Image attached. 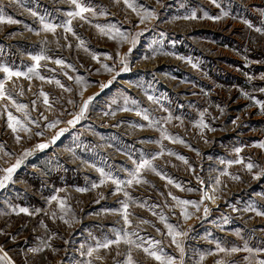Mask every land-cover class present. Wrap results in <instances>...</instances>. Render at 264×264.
I'll return each mask as SVG.
<instances>
[{
    "label": "rangeland",
    "instance_id": "rangeland-1",
    "mask_svg": "<svg viewBox=\"0 0 264 264\" xmlns=\"http://www.w3.org/2000/svg\"><path fill=\"white\" fill-rule=\"evenodd\" d=\"M82 2L91 5L95 15L85 13L86 20L73 19V35L62 27H57L55 34L41 27V17L51 24L65 22L66 12L74 7L68 0H0V16L16 21L0 23V66L28 73L34 63L31 57L41 49L49 57L38 69L44 80L31 73L28 79L6 80L0 73L6 93L27 105L29 120L41 125L36 128L25 120L24 112L0 100V169L14 164L25 149L50 140L60 128L68 129L55 144L25 158L13 181L0 189V231L5 233L0 235V247L13 264H125L129 252L134 264H158L143 251L153 246L178 264H254L264 259V215L245 211L250 206L264 211V174L253 178L264 169V149L253 146L264 142V110L242 95L246 92L264 102V93L259 91L264 88V35L254 30L264 28V0H217L220 7L212 0H138L157 16L143 24L123 0ZM192 13L196 19H183ZM205 13L222 18H205ZM109 24L128 33L129 39L136 33L142 35L129 55L131 71L121 73L101 90L100 85L114 74L105 72L101 64L111 67L115 63L119 71V56L130 47L119 38L102 35L96 27ZM81 40L84 44L78 47ZM93 54L99 62L92 59ZM56 59H62L67 67L53 63ZM76 77L87 81L86 90L76 83ZM56 80L71 91L57 86ZM41 91L48 95L51 108L44 104ZM97 93L86 117L75 127L67 125L72 119L69 113L78 112L83 100ZM125 101L131 110H122ZM5 107L31 131L13 134L7 127ZM201 112L214 131L205 129L201 135V130L193 127ZM169 115L171 121L165 122ZM55 119L62 121L55 129L44 127ZM159 127L184 143L162 139ZM37 131L44 135L36 136ZM16 135L21 137L19 142ZM237 147L246 163L250 159L258 165L251 173L242 165L227 164L236 159ZM161 151L163 155L152 161L161 175L143 170L141 179L146 182L124 189L130 199L123 192L113 195L115 185L110 181L92 187L100 182L97 169L126 179L125 169L132 168L129 156L151 159ZM225 169L230 175L220 176ZM217 176L219 185H215ZM168 179L181 188L169 184ZM214 186L215 203L205 200L200 211L189 205L191 218L185 220L172 196L198 202L202 191L212 195ZM53 195L65 201L63 211L56 201L48 203ZM120 201L129 205L130 225L124 224ZM205 206L209 208L207 216L203 214ZM20 208L31 214L19 213ZM165 224L187 232L179 238L183 256L171 243ZM124 230L136 233L131 238L142 247L121 242L87 255L89 248L115 239L116 233ZM217 243L227 249L247 247L252 251L220 253Z\"/></svg>",
    "mask_w": 264,
    "mask_h": 264
},
{
    "label": "snow or ice",
    "instance_id": "snow-or-ice-1",
    "mask_svg": "<svg viewBox=\"0 0 264 264\" xmlns=\"http://www.w3.org/2000/svg\"><path fill=\"white\" fill-rule=\"evenodd\" d=\"M68 2L71 5H73L74 7H73V10L66 12V16L68 17V19L62 25H56V24L48 23V22L44 21V19L41 17V27H42V30L44 32L55 34L57 27H62L64 32L73 33V35H75V33L73 32V28H72L73 19L79 17L81 20H86L87 18L84 15L85 13H92V15H95V9L91 5H86L85 3H83L82 0H68ZM123 3L126 6V8L130 9L133 13L136 14V16L139 18L140 24H143L146 21L155 20L157 18L154 10H149L144 5L138 3V0H123ZM212 3L215 4L217 7H220V4L217 3V0H212ZM101 14H104L103 10L101 11ZM262 14H264V13H262ZM32 15L35 16L36 13H32ZM204 15H205V18H209V19H221L222 18L221 16L209 17L207 13H205ZM223 15H227V13H223ZM196 18H197V16L195 13H192L190 16L183 17V19H186V20H191V19H196ZM0 23L11 24V23H16V21L13 20L11 17L5 19L3 16H0ZM245 23H247V22H245ZM248 26L252 27L251 24H249ZM96 27L99 29V31L102 35L107 36L109 39L119 38L120 41H124V42H127L130 44V47L128 49V53H126L123 56H119V59L117 61V63H119V65H120L119 71H116L115 63L111 67L107 64H101V67L104 69L105 72L114 73L112 75L111 79L107 83L100 85L101 90H103L104 88H107L109 85H111L112 82L121 73L131 71V67L129 64V55L132 52L135 45L137 44V37L139 35H142V32L136 33L135 35H133L131 37V39H129V34L121 31L120 28H118L116 25L109 24V25L104 26V27H102L100 25H96ZM254 30L256 32L264 35V28H255ZM36 34L39 35V33H36ZM160 35L164 36V33L161 32ZM83 44H84V41L81 40L78 47L83 46ZM85 50L87 51V49H85ZM178 58L183 59L182 57H178ZM31 59L33 60L34 63L28 69V73H23L20 71H13L12 69H10L9 67H6V66H0V73L5 74L6 80H11L13 77H21V76H24L26 79H28V78H30L28 75L29 73L36 75L37 78L40 80H44L45 77L39 74L38 69L41 67V61L48 60L49 57L45 54V51L43 49H41L40 53L32 56ZM92 59L97 60V62H99L97 56L94 54L92 55ZM105 59H112V57L106 56ZM145 59H147V57H145ZM52 62L58 66L67 67V65L64 64V61L62 59H56ZM188 62L191 63V61H188ZM193 67H195V65H193ZM69 79H72V77L69 76ZM249 79H252V78L249 77ZM261 79H264V76H261ZM47 82L52 83L53 81L48 80ZM55 83L57 86L64 88V91H66V92L71 91V89L66 88L64 85H62L59 80H56ZM76 83L78 85H80L81 89L86 90L87 81H85L83 79V77H76ZM259 91L264 93V88H260ZM20 94L22 95L23 93L21 92ZM80 95L83 96V91L80 92ZM95 95H98V93L94 94L93 96H89L86 100H83L78 112H76L74 114L69 113V115H72V119L66 121L67 125L75 127V125L77 123H79L82 119H84L86 117V114L89 111V107L92 104V102L95 98ZM242 95H244L245 98L253 99V103L259 104L260 107L262 108V110H264V102L255 100V98L250 97L249 94L246 92H242ZM40 96L43 97L44 104L47 105L49 108H51L52 105L49 103L48 95L45 92L41 91ZM148 99L153 100V97L149 96ZM0 100L8 101L12 105V107L16 109L17 112H24L25 113L24 118H25V120L28 121V123L35 124L36 128L41 127V125L39 123H35L34 121L29 120L28 115L25 112V109L28 107L27 105L22 104V103H18L10 94L6 93L5 81H0ZM34 103L35 102L33 101V104ZM68 103L73 104L74 101L69 100ZM113 103H115V101H113ZM122 110L123 111L131 110L127 106V101H125V106ZM4 111L7 113V127L12 131L13 134L18 133L19 131H23L25 133H29L31 131V129L28 128L20 119H18L16 116H14L13 113L11 111H9L7 107L4 108ZM220 111L223 112V109H220ZM108 114L109 113H105V115H108ZM140 114L141 113L137 112V115H140ZM111 115L114 116L115 112H111ZM41 117L47 121V117H44L43 114H41ZM143 118L145 120H149V117L147 115H144ZM171 119H172V116L169 115L166 118L165 122L171 121ZM176 119H180V118L176 117ZM61 122L62 121H60L59 119H55V120H52L50 122H47L44 125V127L46 129H49V130L55 129L57 127V125L60 124ZM156 123L159 124V122H156ZM233 123L235 124L236 121H233ZM150 126H151V122H150ZM193 127L200 129L201 135L203 134V130H205V129L208 131H214V129L211 128L209 126V124L205 122L204 112L200 113V119L196 123H194ZM67 130H68L67 128H60L58 131L55 132V134L50 138V140H48L47 142H44V143H38V144L34 145V148L31 150L25 149L24 152L22 153V155L16 159L14 164H11L8 167L0 169V173H2V174H0V189L5 188L9 182L13 181V174L17 171V169H19L21 167L25 158L30 156L33 151L43 150V149L48 148L50 144H55L56 141L59 140L60 137L63 136ZM157 130L160 132V136L162 139L169 140L170 142H173V143H184L183 140H179V139L169 135L167 133V131L165 129H163L162 127L157 128ZM35 135L36 136H43L44 133H43V131H37V132H35ZM15 138H16L17 142H19L21 139V137L19 135H16ZM205 142H207V141H205ZM156 143H159V141H156ZM253 146L264 149V142H259L258 144L253 145ZM241 151H242L241 148H239V147L235 148L236 159L227 161V164L229 166H231L232 164L242 165L249 173H251L254 168L258 167V165L255 164L254 162H252L250 159L246 163L244 158H242L240 156ZM197 154H199V153H197ZM160 155H163V151H161L158 154L152 155L151 159H145L143 156H141L139 159H132V157L129 156V160H131V163H132V168L131 169H125L126 177H127L126 179H119L116 176H113L111 173H106L103 169H97V171L100 173V177H101L100 182H99V184L94 183L92 185V187L97 188V187H100L101 185L110 181L113 185H115V191L112 193L113 195H116L119 192H123L124 197L127 199H130L129 193L127 191H125L124 189H125V187H132L134 184L145 183L146 181H143L141 179V173L143 170H146V169L152 170L157 175H161L155 169V167L152 163V161L157 159ZM169 155H175V154L170 152ZM177 159L181 160L184 164H188V161L183 156L177 155ZM262 174H264V169H261L259 173H257L256 175L253 176V178L259 179ZM229 175H230V173L227 171V169L223 170L220 173V176H229ZM220 176H217L215 178V185H219L221 183ZM161 178L164 179L165 177L161 176ZM232 179L239 180L240 178H239V176H233ZM198 182L201 184L204 183L203 181H199V180H198ZM168 183L173 184L177 188H181V186L179 184H174V182L171 179H168ZM85 190L86 189H77V191H80V192H83ZM191 190L192 189H188V191H191ZM215 191H216L215 186L212 189V192H213L212 195H210L207 192L202 191L201 199L198 202L197 201H190V200H182L176 196H172V199L175 201L176 205L180 206L181 216H183V218L185 220H188L191 218V213H189V211H188V206L190 205L196 211H200L201 206L204 204L205 200H209L212 203H215V201L217 199V197L214 195ZM169 195L171 196V193H169ZM53 201L57 202L61 211H63L65 209V201L63 199H60L58 196L53 195L48 200V203L51 204ZM120 203L122 205L121 215L123 217L124 224L126 226L130 225L129 212H128L129 205L126 201H120ZM37 211H39V210H37ZM245 211L256 212V215H258V216L264 215V211H259L256 208L251 207V206L249 208L245 209ZM19 213H24V214H29V215L31 214V213H29V210L27 208H20ZM203 214H204V216H207L209 214V208L208 207H206V206L203 207ZM52 216L55 217L56 213L53 212ZM60 218L62 220H64V222L66 224L70 223L68 220L64 219L63 215ZM161 220H164V218L161 217ZM142 223H147V221H142ZM165 227L168 229V236L171 237V243L173 245H175V247L179 250L181 256H183L184 247H183L182 242L179 238L187 236V232L178 231L177 228H175L171 224H165ZM0 235H5V233L0 231ZM133 235H136V233H134V232L130 233L126 230L122 231V233L117 232L115 239H109L103 243H98L97 248H89L87 251V255L91 257L93 255V253L97 251L98 248L108 249L111 245H119L121 242L128 244L130 246L134 245L138 249L141 248L142 245L139 243H136L131 238ZM216 248H217L218 252H220V253H229V252L236 253L239 251H245V252H251L252 251L250 248H247V247H245L244 249H240L238 247H232L231 249H227L225 247H221V245L219 243H217ZM42 250L43 249H30V251H42ZM143 251L148 256H150L153 260L157 261L158 264H178L177 260L174 257L165 255L163 252V249L157 250L153 246V247H144ZM117 255H120V253L117 252ZM203 259H204V257L201 256V260H203ZM244 259L248 260V257H245ZM0 264H13V261L11 260L10 257H8V254H7V252L4 251L3 247H0ZM89 264H91V261H89ZM125 264H134V261H133V258L131 256L130 252L127 256ZM181 264H182V261H181ZM217 264H222V262H217ZM254 264H264V259L255 260Z\"/></svg>",
    "mask_w": 264,
    "mask_h": 264
}]
</instances>
